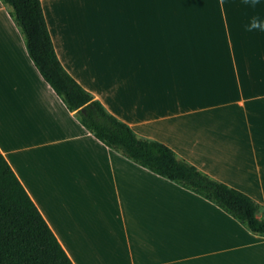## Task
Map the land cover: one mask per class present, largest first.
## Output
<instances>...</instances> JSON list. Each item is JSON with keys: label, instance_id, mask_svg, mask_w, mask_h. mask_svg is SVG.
<instances>
[{"label": "crops", "instance_id": "0c3cea01", "mask_svg": "<svg viewBox=\"0 0 264 264\" xmlns=\"http://www.w3.org/2000/svg\"><path fill=\"white\" fill-rule=\"evenodd\" d=\"M40 1L61 64L110 114L264 206V32L245 30L264 0ZM0 151L73 264H264L263 236L83 126L2 0Z\"/></svg>", "mask_w": 264, "mask_h": 264}, {"label": "trees", "instance_id": "16d2710c", "mask_svg": "<svg viewBox=\"0 0 264 264\" xmlns=\"http://www.w3.org/2000/svg\"><path fill=\"white\" fill-rule=\"evenodd\" d=\"M42 77L83 126L107 147L217 205L251 233L264 237V206L180 158L162 142L138 136L110 114L63 67L40 0H2ZM0 264H73L0 151Z\"/></svg>", "mask_w": 264, "mask_h": 264}, {"label": "clouds", "instance_id": "9594fccd", "mask_svg": "<svg viewBox=\"0 0 264 264\" xmlns=\"http://www.w3.org/2000/svg\"><path fill=\"white\" fill-rule=\"evenodd\" d=\"M223 3L224 0H220L221 6H223ZM243 3L249 8L256 9L260 5L261 0H243ZM245 30L247 32H264V17L253 15L245 26Z\"/></svg>", "mask_w": 264, "mask_h": 264}]
</instances>
